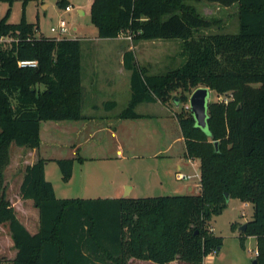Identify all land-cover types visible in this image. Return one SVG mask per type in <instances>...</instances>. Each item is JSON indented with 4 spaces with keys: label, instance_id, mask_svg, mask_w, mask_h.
I'll return each instance as SVG.
<instances>
[{
    "label": "trees",
    "instance_id": "trees-1",
    "mask_svg": "<svg viewBox=\"0 0 264 264\" xmlns=\"http://www.w3.org/2000/svg\"><path fill=\"white\" fill-rule=\"evenodd\" d=\"M209 1L237 3L239 30L197 34L213 20L185 0H93L90 7L99 37L127 31L137 40H183L184 61L164 74H147L134 51H124L132 95L122 117H137L138 103L166 102L177 89L176 104L188 102L199 86L232 93L228 102L210 101L207 127L197 125L190 107L177 115L185 155L199 159V192L58 198L45 175L46 159L39 158L25 166L20 185L21 196L40 211L35 233L6 197L10 146H39L42 120L82 117L81 41L38 37L37 24L24 17L8 21L10 8L0 14V38H12L0 42V224L8 223L17 248L9 264H127L132 257L203 264L223 243L209 222L233 197L253 207L239 237L242 245L256 237L257 264H264V0ZM28 59L37 64H19ZM74 160L56 159L64 181L73 175Z\"/></svg>",
    "mask_w": 264,
    "mask_h": 264
},
{
    "label": "rangeland",
    "instance_id": "rangeland-1",
    "mask_svg": "<svg viewBox=\"0 0 264 264\" xmlns=\"http://www.w3.org/2000/svg\"><path fill=\"white\" fill-rule=\"evenodd\" d=\"M59 0H13L10 5L2 1L0 3V14L3 16L10 8L8 21L19 22L23 17L29 22L38 25L36 36H57V31H52L51 26H57L60 19L64 18L68 22L70 31L66 36L72 37L77 34L81 37V65H82V113H93L98 116L107 115L108 118L99 117L95 121H91L87 126V130L73 132L70 129L72 126L79 127L86 120H42L41 121V136L44 138H53L59 141L58 145L50 146L46 142L43 143L41 151L59 158L70 157L73 153L72 147L66 145L68 139H73L74 136H88V133L95 136L93 141H99L102 136H121L119 137L124 143L125 153L130 155L136 151L149 153L154 146L140 148L139 144H150L152 141L148 136H171V149L159 157H146L122 159L117 163L121 164V176L123 180H128L135 184V188L130 192L131 197L155 196L162 194H186L198 193L199 188L195 185L198 181L197 172L200 171L199 159H194V162L188 160V157L182 152L181 142H177L176 137L181 135V129L177 119V115L182 111V108H188V102L176 104L173 95H180L181 89L172 92L170 98L165 104V115H157V105L155 101H142L137 104L135 110L140 113L152 114L150 118H122L119 114L127 107L128 101L131 98L132 91L123 85V82L118 87L116 86H99L94 87L89 83L90 73L93 72L92 66L96 63L92 59L97 54L111 53L114 55L110 62L102 61L110 65L107 72V78L117 81L121 77L118 73L116 55L130 48L134 51L136 61L140 67L146 70L147 74H164L169 70L175 69L183 61L184 57L181 54L183 40L180 38L167 39H152V40H137L127 31H122L118 36L121 41L112 42L99 41L93 39L97 34V27L91 20L90 15V0H64L70 2L73 9L65 10L64 5H59ZM185 2L194 7L199 13L213 20V23L208 28L200 29L197 34L211 32H236L239 30L237 3L231 5H223L219 2L209 0H185ZM86 10L85 13L80 11L81 7ZM77 26V30L73 27ZM10 39V38H9ZM109 42V43H108ZM99 62V63H102ZM94 74H92L93 76ZM119 84V83H117ZM189 96L191 93H188ZM232 94V93H231ZM224 95V94H223ZM222 95L212 91L211 101H220ZM162 113V111H160ZM169 113V116H167ZM160 117L159 119H157ZM77 131V130H76ZM114 133V134H113ZM73 136V137H71ZM71 137V138H70ZM84 138L81 137L80 141ZM150 140V141H149ZM113 142V139L110 140ZM115 141V140H114ZM153 144V143H151ZM88 144H83L79 154H89L90 147ZM26 146L17 145L12 142L10 146L11 160L5 170L6 193L13 200L16 207V212L19 217L25 218L24 215H32L34 205L32 199H22L18 196L20 189L19 185L22 180L23 171L26 162H30L32 157L30 154L22 151ZM97 151H108L107 153H115L114 146L107 145L96 148ZM144 149V150H143ZM104 153V152H103ZM114 159L105 158L103 160L86 161L84 164H75L74 177L70 183H66L62 179L61 170L57 162L53 161L49 165L48 177L53 180L57 187L58 195L60 185L66 186L64 193L70 196H88L97 195L93 185L89 184V189H85L84 184L86 176L92 177L95 170L103 169L104 174H108L113 164ZM116 164V163H115ZM179 165H183L182 171L189 176L179 179L176 172L180 171ZM52 166V167H51ZM159 168L165 175L164 183L154 184L151 180V172L154 168ZM56 169V170H55ZM108 170V171H107ZM89 173H91L89 175ZM57 174V176H55ZM188 184H192L193 188H189ZM131 184H128V187ZM128 187L124 186L122 196H125ZM84 188V189H83ZM106 192V191H104ZM25 200V201H21ZM29 201V202H28ZM253 207L251 204H244L238 198H231L228 206L219 214L212 217L209 226L213 229L216 235L223 237V243L220 248L213 252L212 255L204 257L203 264H252L256 257L255 249H257L256 238L247 236L245 245H242L240 240L241 230L240 225L249 221L252 218ZM6 224L0 225V264H7L8 258L13 252L11 241L6 235ZM8 231V230H7ZM146 264V263H144ZM174 264H188L177 260Z\"/></svg>",
    "mask_w": 264,
    "mask_h": 264
},
{
    "label": "crops",
    "instance_id": "crops-1",
    "mask_svg": "<svg viewBox=\"0 0 264 264\" xmlns=\"http://www.w3.org/2000/svg\"><path fill=\"white\" fill-rule=\"evenodd\" d=\"M92 1L93 0L88 1V3L90 2V7L92 4ZM67 4L72 5V3H70V2H67ZM80 11L82 13L86 12L83 5H82ZM73 29L77 30V26H74ZM77 36L78 35L75 34L72 37H77ZM78 38H81V37H78ZM91 38L97 39L99 41L104 40V41L112 42L110 44H113L116 41L117 42L121 41V38H119V37H99L98 33L94 37H91ZM128 49H130V48H128ZM128 49H126V50H128ZM113 57H114V55H112L111 53H104V54H99V55L96 54L94 56V59H92V60L96 63L92 66V68H94V69H93V72L90 73L91 76L89 77L90 79L88 80L90 85L94 86V87H99V86H104V85H109V86H116L117 85L119 87L121 85L120 83L123 82V85H126V86L128 85L127 88L130 89V91H131V88H130L131 71L124 66V51L122 53L120 52L119 54L116 55L117 63L115 64V67L118 68V73L122 74L121 77H119V79H117V81H113L112 79L110 80L107 78L106 74L108 72V69H110V65L105 64L102 61H108L109 60V62H110L111 58H113ZM99 62H102V63H99ZM81 70H82V65H81ZM92 74H94V75L92 76ZM81 78H82V74H81ZM117 83H119V84H117ZM83 85L84 84L82 81V86ZM155 103L158 106L157 107L158 109L156 111L157 115L158 116L162 115L164 118V115H165V107L164 106L167 102H162V101L158 100V101H155ZM160 111H162V113H160ZM136 112L139 114L137 117H122L121 113L119 114V117L136 118V119H144V118L152 117L151 116L152 114H150V113H140L138 111H136ZM102 116L104 117V119L108 118L107 115L98 116V115L93 114V113H82V117H80L78 119H70V120H76L75 121L76 123L78 122V120H86V121L83 122L81 125H78L79 127L72 126L70 129H67V130L68 131L71 130L73 132L74 131L79 132L82 130L83 131L87 130L86 125H88L91 121H95L97 118L102 117ZM167 116H169V113H167ZM159 118L160 117H158L157 119H159ZM40 125H41V123H40ZM71 137H73V136H71ZM81 137L84 138L82 141H80ZM119 137H121V136H102L101 140L95 142V141H93L95 136H92L91 134L88 133V136H74L73 139H68L69 143H67L66 145H70L72 147L73 153L70 157L74 158L75 160H74L73 175L70 178V180L66 181V183H70V181L74 177L75 164H84L86 161L103 160L105 158L114 159L113 160L114 164L112 166H110L111 167L110 169H108L109 172L107 175L104 173L101 174L100 171L103 172V169H98V170H95L93 172L92 177L86 176L85 181H87V183L84 184L85 189L87 190L90 188L89 184L93 185L92 187H94V188H92V189H94V191L97 192V193H95L97 195L70 196V195H67V193H64V191L67 189V187L62 186V185H60V192H62V193L58 195L56 184L53 180H51L53 185H54V189H55V193H56L57 197L58 198H71V197H81V198H99V197L107 198L108 197V198H112V197H120V196H122V194L124 192V186L128 187V184H131L128 187V191H126V193H125V196H128L127 194H129L130 192H132L134 190L135 184L128 181V180H123L122 177L119 176V175H121L122 168H121V164L117 163L116 159H118L121 162L122 159H127L128 157H131V158H139L142 156L159 157L161 155H164L165 152H169L171 149V145H172L171 136H148V138H150L152 141L151 143H153V144L141 143L139 145L141 146L140 148H144V149L147 147H150L151 145H154L150 149V151H148L149 153H145V155H143L144 153L136 151L135 153L127 155V153H125L124 143H123V141H121V139ZM112 139H113V142L111 141V143H110V140H112ZM176 140H177V142H181L182 152L185 154V150H186L185 139H184V136H182V133H181V135L176 137ZM44 142H46L50 146H54V145L59 144V141L56 139L42 137L41 136V129H40V144H39V146L34 147V148L26 146V148L22 151L26 152V154H30V152H31V155H32V157L30 158V162H26L25 166L27 164H30V163L37 161L39 158H45L46 159L45 175H46V178L50 180V178L48 177L49 165L52 164L53 161L56 162V159H58L59 157L49 155L48 153H43L41 151V148H42V145ZM85 143L89 145L87 148L90 147L89 148L90 153L89 154L88 153L87 154H79L78 150L80 148H82L83 144H85ZM107 145L108 146L109 145L114 146V148H115L114 152L115 153H107L108 152L107 150L106 151H97V149H96V148H100V146H105V148H106ZM188 160L191 161L192 163L194 162L193 158L192 159L188 158ZM179 169H180V171H178V172L184 173L182 171L183 165H179ZM178 172H176V175ZM90 174L91 173H89V175ZM184 174L186 176H189V174H186V173H184ZM55 176H57V174ZM197 176L199 179L197 182H195V185L197 186V188L200 189V173L199 172H197ZM164 179H165V175L163 174V172L161 170H159L158 167L154 168L153 172H151V180L154 182V184L162 185L164 183ZM22 180H23V175H22ZM22 180L20 182V185L22 183ZM20 185H19V189H20ZM188 185H189L188 187L190 189L193 188L192 184H188ZM104 191H106V192H104ZM18 196L21 197L22 199H25L21 196V192H19ZM6 197L14 205V203L12 202L13 200L8 196L7 193H6ZM26 200H28V199H26ZM21 201H25V200H21ZM32 203L34 205L33 200H32ZM14 207H15V205H14ZM34 207L35 208H33L34 210L32 211V215H24L25 218L19 217L18 213H17V216L19 217V219L29 229V231L31 233L37 232L39 230V227H40V211H39V208L36 207L35 205H34ZM5 224H6V227L8 230V231L6 230V235L9 237V240L11 241L12 247H14L12 249L13 254H12V256H10L8 258V261H7V264H9V260L15 256V254L17 252V248L14 245V240L11 236L8 223H1L0 225L5 226ZM252 237H255V236H252ZM256 243H257V239H256ZM212 254L213 253H210L209 255H212ZM144 263H146V264H160V263H157V262L152 261V260L139 259V258H135V257L130 258L128 260L127 264H144ZM174 263H177V260H174V261H171L168 263H164V264H174Z\"/></svg>",
    "mask_w": 264,
    "mask_h": 264
},
{
    "label": "water",
    "instance_id": "water-1",
    "mask_svg": "<svg viewBox=\"0 0 264 264\" xmlns=\"http://www.w3.org/2000/svg\"><path fill=\"white\" fill-rule=\"evenodd\" d=\"M212 89L207 86H199L195 88L189 96L190 109L196 119L197 125L201 127H207L209 105L211 101ZM239 107V106H238ZM216 148L218 147V141H215ZM227 197L229 196L226 193ZM247 223L240 225V230H245ZM252 264H257V258L255 257Z\"/></svg>",
    "mask_w": 264,
    "mask_h": 264
},
{
    "label": "built area",
    "instance_id": "built-area-1",
    "mask_svg": "<svg viewBox=\"0 0 264 264\" xmlns=\"http://www.w3.org/2000/svg\"><path fill=\"white\" fill-rule=\"evenodd\" d=\"M73 9V6L71 4H67L65 6V10L66 11H70ZM51 30L52 31H57L58 32V35L57 37L60 38V37H64L67 35V33L70 31V27L68 26V22L66 21V19L64 18H61L58 25L57 26H51ZM10 37H1L0 38V42H4V41H9L11 40L12 38ZM19 64L21 66H25V65H32V66H35L37 64V60H32V59H28V60H20L19 61ZM231 98V94L230 95H222L221 96V100L225 101V102H228V100ZM190 107V105L188 106ZM177 177L182 179V178H185L186 175L184 173H181V172H178L177 173ZM246 205H248L249 203L246 202L245 203ZM255 253L257 254L258 253V250L255 249Z\"/></svg>",
    "mask_w": 264,
    "mask_h": 264
}]
</instances>
